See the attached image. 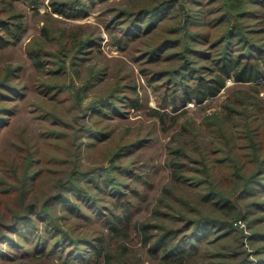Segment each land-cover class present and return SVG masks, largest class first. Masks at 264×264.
<instances>
[{"label":"rangeland","instance_id":"1","mask_svg":"<svg viewBox=\"0 0 264 264\" xmlns=\"http://www.w3.org/2000/svg\"><path fill=\"white\" fill-rule=\"evenodd\" d=\"M166 1L178 6L161 29L121 40L137 12ZM199 1L203 23L193 24ZM86 9L67 18L54 14L51 0H0V21L21 14L24 29L0 47V87L19 90L0 102L11 109L0 128V233L34 203L66 242L0 264H69L78 248L84 259L70 264H264V77L227 79L202 103L183 105L178 90L181 65L200 70L186 80L191 87L209 77L232 27L264 48V1L97 0ZM226 12L232 20H214ZM169 38L179 46L147 58ZM237 41L234 58L245 49ZM63 196L75 214L57 203ZM44 225L36 234L52 244ZM23 238L2 239L0 256ZM96 245L104 256L92 252Z\"/></svg>","mask_w":264,"mask_h":264},{"label":"trees","instance_id":"2","mask_svg":"<svg viewBox=\"0 0 264 264\" xmlns=\"http://www.w3.org/2000/svg\"><path fill=\"white\" fill-rule=\"evenodd\" d=\"M12 2H18L20 0H11ZM38 0H32V2H37ZM103 2V0H99ZM240 2V3H251L257 2L259 4H262L264 0H228V2ZM97 2V0H72L71 3L68 1H62V0H51V6L52 11L57 14H60L62 16H65L67 18H74V17H85L88 15V11L86 9L87 4ZM200 7L197 8V11L193 16H190V21L193 24H201L203 23L201 17L204 9L202 8V1H199ZM177 3L174 1H166L164 3H161L155 7H152L148 10H141L135 14V16L132 18L130 22H128L122 31V34L119 36L121 37V40L124 43L136 42L138 40H143L146 36H149L150 34H153L154 31L159 29L162 24H164V19L166 16H169V11H173L176 9ZM219 9V8H218ZM221 9H219L220 11ZM16 17L6 20L0 21V47L8 46L9 44L17 41L21 38L24 29H23V21L21 14L15 15ZM221 16V17H220ZM219 17H215V21L222 23L226 18L229 20H232L230 17V14L226 12L224 15H220ZM258 16V15H256ZM170 17V16H169ZM192 19H195L192 21ZM110 28H108L109 30ZM161 29V28H160ZM235 27H232L229 32L222 36L221 44H224V50L223 54L224 57H222L221 60L216 61L215 63V70L211 71L209 74V77L203 78L201 76L197 77L194 87H191V85L186 81L190 78V75L192 73H198L200 72L199 68L194 67L193 62L190 65H181V68L178 71H183V79H181L179 82V88L178 90H182V96H181V103L185 105L188 102L195 101L197 103H202L206 99L210 97H214L220 93V91L224 88L226 84V80L233 77V79L236 82L241 83H248L252 81H257L264 77V48L262 46H257V44H246L247 40L238 37L239 35L234 31ZM173 35V34H172ZM194 39V42H199V38L205 39L206 36L204 35H195L192 36ZM191 37V38H192ZM238 39L236 43L241 44V48L244 47L243 53H240V55H237L238 57L232 56V51L234 52L236 48L234 47L235 43L234 40ZM100 37L96 38L91 42H99ZM89 43H86L85 45H88ZM202 43V41L200 42ZM120 45V43H118ZM179 46V43L174 39H164L160 42H157L150 51L147 52V58L152 59L153 61L159 60L165 51L172 47ZM196 54L199 53L200 56L210 58L211 55H208L207 53H204L202 51H198L196 49ZM176 73V72H175ZM173 73V74H175ZM13 95L15 98V95L18 94L19 96V90L18 86L16 85H8V84H2V87H0V102L4 99H9V97ZM136 106V105H135ZM134 106V107H135ZM11 109L9 108H3L0 107V128L6 126L4 123L7 120L8 115H10ZM176 175V173H174ZM29 180L33 178V176L28 177ZM75 180V181H74ZM78 179L75 177L69 178L66 182H64L61 186V191L65 192L67 186L70 184H75ZM28 181V182H30ZM72 190V189H71ZM117 195V193H116ZM118 198V197H116ZM57 199V203L64 204V201L66 202V197H62L61 199ZM119 200V199H116ZM66 206V211L71 213L72 215L75 214L76 209H72L70 204H64ZM127 211L128 209H124ZM96 212V211H95ZM95 215L99 216L98 212L95 213ZM52 215L48 214L46 211L39 209L37 204H29L24 214L16 217L13 220H10V222L3 227V231L0 233V246L2 239L6 240L7 236H9L12 233H15L17 235H20L24 237L23 239L26 240L25 242L16 241V244L12 245L11 251H2L1 259L5 260H13L12 258L18 256V254H29L34 253L37 251H40V253L44 254H51L52 251H57L60 249L65 248L66 242L61 241V236L58 237L56 232V229H54L52 219ZM117 220L120 222L122 219L121 217L117 216ZM44 222V230H47V233L52 236L54 243L50 244L49 240L39 234H36V231L39 230V226L37 227L38 222ZM147 229L148 227H142L141 233L145 236V243L149 241V237L147 236ZM197 227L192 232L189 233V238L197 234ZM167 238V237H166ZM90 242V241H88ZM50 244V245H49ZM73 244V243H72ZM161 246V249H164L163 251L166 252L168 249L166 247V239L165 237H161L159 243ZM48 245L50 246V249ZM79 247V246H78ZM77 247V248H78ZM177 247V245H176ZM96 249H93V253H96L98 257H101L103 254L98 252V245L95 247ZM79 248L77 252L71 253L73 254L70 258H68V263L74 262L78 263L79 261L83 260V252H79ZM10 254V255H9ZM104 256V255H103ZM89 259V258H88ZM87 259V260H88ZM81 263V262H80Z\"/></svg>","mask_w":264,"mask_h":264}]
</instances>
